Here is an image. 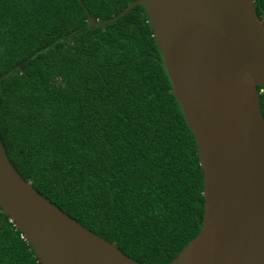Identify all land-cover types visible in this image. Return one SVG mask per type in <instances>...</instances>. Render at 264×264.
<instances>
[{
  "label": "trees",
  "instance_id": "16d2710c",
  "mask_svg": "<svg viewBox=\"0 0 264 264\" xmlns=\"http://www.w3.org/2000/svg\"><path fill=\"white\" fill-rule=\"evenodd\" d=\"M133 1L0 0V137L53 205L170 264L200 231L204 178L145 6L115 18ZM22 235L0 207V264H40Z\"/></svg>",
  "mask_w": 264,
  "mask_h": 264
},
{
  "label": "water",
  "instance_id": "95a60500",
  "mask_svg": "<svg viewBox=\"0 0 264 264\" xmlns=\"http://www.w3.org/2000/svg\"><path fill=\"white\" fill-rule=\"evenodd\" d=\"M138 4L204 178L200 231L170 264H264V21L255 2L135 0L115 18ZM0 207L40 264H140L38 193L8 159L1 137Z\"/></svg>",
  "mask_w": 264,
  "mask_h": 264
}]
</instances>
